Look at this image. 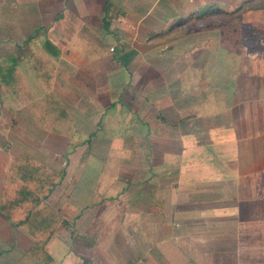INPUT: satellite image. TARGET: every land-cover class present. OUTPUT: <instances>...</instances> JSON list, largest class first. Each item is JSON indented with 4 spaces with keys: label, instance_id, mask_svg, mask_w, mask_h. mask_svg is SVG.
<instances>
[{
    "label": "crops",
    "instance_id": "crops-1",
    "mask_svg": "<svg viewBox=\"0 0 264 264\" xmlns=\"http://www.w3.org/2000/svg\"><path fill=\"white\" fill-rule=\"evenodd\" d=\"M211 4L0 0V264H264L263 47L200 40Z\"/></svg>",
    "mask_w": 264,
    "mask_h": 264
},
{
    "label": "rangeland",
    "instance_id": "rangeland-1",
    "mask_svg": "<svg viewBox=\"0 0 264 264\" xmlns=\"http://www.w3.org/2000/svg\"><path fill=\"white\" fill-rule=\"evenodd\" d=\"M242 1L244 0H213V4L209 6V15L200 17L196 23L193 22V26L200 31L199 39L209 44L242 47L243 50L249 49L251 52L257 46L263 47L264 57V0H249L245 7L240 9ZM249 2L259 7L251 8L248 6ZM1 85L0 83V95L3 93ZM0 104H2V97H0ZM42 111L39 110V112Z\"/></svg>",
    "mask_w": 264,
    "mask_h": 264
},
{
    "label": "trees",
    "instance_id": "trees-1",
    "mask_svg": "<svg viewBox=\"0 0 264 264\" xmlns=\"http://www.w3.org/2000/svg\"><path fill=\"white\" fill-rule=\"evenodd\" d=\"M249 0H244L241 2L239 8L241 9L242 7H245ZM251 2V1H250ZM248 3V6L253 8V7H259V5L254 6V4ZM209 10H205L202 12L205 16V14L209 13ZM46 45L48 48H51L50 43L46 42ZM8 59L10 60V63H2L0 62V83L6 85L7 87L10 88L12 93L15 95L17 100L20 103H26L28 100L32 99L33 96L31 95L30 91L26 87L23 77L21 73L17 69V64L16 60L13 56H8ZM47 61L40 55L36 54L33 57V63H32V68L34 69L35 74L41 79V81L44 83V86L46 88L50 87V80L52 79V76L50 73H48L47 70ZM37 103V100L35 101L34 99L27 103L30 107L33 108V104ZM44 103L46 107L42 112H37L38 115V120L42 122L44 127H48L49 125L46 121V115L51 111L56 112V119L60 118L63 114V112H66L65 106L56 98V95L53 91H50L48 94L45 96ZM40 201V200H39ZM30 212V209L28 210ZM38 242V241H37ZM43 246H40L39 244L34 246V248H40ZM32 251L30 252V254ZM35 254V253H34Z\"/></svg>",
    "mask_w": 264,
    "mask_h": 264
}]
</instances>
